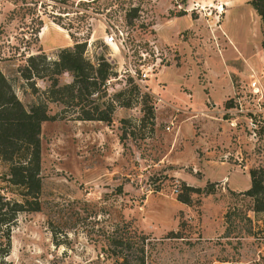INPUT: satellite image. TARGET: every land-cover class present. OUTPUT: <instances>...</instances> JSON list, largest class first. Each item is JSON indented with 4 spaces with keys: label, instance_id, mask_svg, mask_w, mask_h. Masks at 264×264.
<instances>
[{
    "label": "rangeland",
    "instance_id": "obj_1",
    "mask_svg": "<svg viewBox=\"0 0 264 264\" xmlns=\"http://www.w3.org/2000/svg\"><path fill=\"white\" fill-rule=\"evenodd\" d=\"M39 1L0 0V68L20 100L33 103L49 84L36 77L35 91L20 76L23 53L55 57L74 43L63 26L71 22L90 58L103 54L114 64L108 93L126 90L119 98L130 105H117L106 123L48 103L56 117L41 125V209L0 221V264H118L111 236L122 220L148 235L145 264H264V211L255 213L239 193L249 186V168L264 164V27L249 0L236 3L238 20L236 9L226 18L210 0ZM16 5L21 12L12 11ZM37 12L44 25L38 40L26 41ZM241 24L249 31L245 50L225 33ZM259 27L261 38L252 40ZM252 72L261 93L249 86ZM7 171L0 160V200L20 199V187L2 178ZM182 183L212 192L191 191L186 203L177 198ZM232 207L240 216L228 225ZM171 230L182 236H167Z\"/></svg>",
    "mask_w": 264,
    "mask_h": 264
},
{
    "label": "trees",
    "instance_id": "obj_2",
    "mask_svg": "<svg viewBox=\"0 0 264 264\" xmlns=\"http://www.w3.org/2000/svg\"><path fill=\"white\" fill-rule=\"evenodd\" d=\"M56 1L64 4H73L77 1L78 4L84 0ZM39 2L42 5L43 1ZM249 3L258 13L264 27V0H249ZM54 5L51 4V6ZM21 9H23L21 6L16 5L12 11L19 13ZM47 12L44 13L47 14ZM42 14L37 12L32 18L35 26L31 27L30 36L26 41L38 40L39 32L45 22ZM63 26L68 29V34L73 38L74 43L59 47L55 57L49 58L44 51H29L27 55L23 53L25 63L18 68L20 76L31 81L35 91L37 89L34 85V78H47L49 81L47 88L43 90V96H38L36 101L25 105L17 96L12 80L0 68V160L6 163L8 168V171L2 174V178L7 183L20 187L18 190L20 189L21 196L20 199L6 196L4 200H0V221L3 223H10L9 221L14 219L16 212L21 209H41L39 198L41 191V125L43 121L56 117V114L48 112L49 102L63 105L62 110L73 112L75 119L101 120L106 123L111 122L117 105H130L129 100L119 98L120 95L125 94L126 90H119L112 95L107 91V79L113 74L114 64L103 54H99L94 59L90 58L86 54L87 40L75 38L71 30V22ZM63 72L70 73L72 77L70 81H59V75ZM122 121L127 122L128 119L122 118ZM248 172L249 186L239 193L252 199V210L255 213L264 211V164L253 165ZM182 188L177 198L186 203L191 202L189 194L191 191L212 192V189L199 188L185 183H182ZM239 214L234 207L232 210H227L225 218L228 225L233 223L234 215ZM242 217L251 223V218L246 213ZM250 230L254 233L252 225ZM227 231L231 232L230 229ZM167 236L182 235L178 234V231L171 230ZM147 238L148 235L137 229L129 220L116 223L113 236H111L112 243L117 247L114 252L116 262L118 264H145ZM219 260L231 259L220 258Z\"/></svg>",
    "mask_w": 264,
    "mask_h": 264
},
{
    "label": "crops",
    "instance_id": "obj_3",
    "mask_svg": "<svg viewBox=\"0 0 264 264\" xmlns=\"http://www.w3.org/2000/svg\"><path fill=\"white\" fill-rule=\"evenodd\" d=\"M197 3H199L200 1H203V2H207L209 0H195ZM240 1V0H210V2H212V6H222L224 11H225V15H226V18H229L232 14V11L236 9V16L235 17L237 20L239 19V16L242 15L243 16V10L241 9V7L239 6H236V3ZM189 3H194L193 0H190ZM252 7V5L248 2L247 3V6L248 8L250 6ZM248 8L246 7L245 11L248 12ZM253 8V7H252ZM254 11H256L254 8H253ZM220 11V10H219ZM256 13V12H255ZM239 14V15H238ZM188 23V22H187ZM174 29V28H173ZM247 29V30H246ZM246 31L243 30L242 28V24H241V27H240V30L238 29V27L235 29V30H231V33L230 32H226V37H228V41L230 43H234V37L237 36V41H236V44H241V45H244L245 47H241L242 50H245L246 49V44L249 43V31H248V27L246 25ZM234 35V37H233ZM262 36V31L260 30V27H259V31L255 32L254 33V36H253V39L252 40H255V41H258ZM226 40V38H225ZM228 41L226 40V42L228 43ZM245 48V49H244ZM240 49V50H241ZM241 50V51H242ZM244 52V51H243ZM220 165L221 167L226 170V169H230L231 168V164H229L228 162L226 161H221L220 162ZM235 170V169H233ZM230 173H228V175L225 176V179L228 181V186L229 187H237V180L235 178H232V176L229 175ZM232 189H235V188H232ZM238 189H242L240 187H238Z\"/></svg>",
    "mask_w": 264,
    "mask_h": 264
},
{
    "label": "built area",
    "instance_id": "obj_4",
    "mask_svg": "<svg viewBox=\"0 0 264 264\" xmlns=\"http://www.w3.org/2000/svg\"><path fill=\"white\" fill-rule=\"evenodd\" d=\"M178 7H181L182 4L178 2L177 4ZM112 35H107L104 37V41L105 43L107 44H111L112 43ZM260 74H263L264 73V62L261 64L260 66ZM109 81V78L107 79V82ZM249 86L251 87V90L254 92V93H258L260 92L261 93V83H260V79L258 77L257 74H255L254 72L250 73L249 74ZM169 128V126H168Z\"/></svg>",
    "mask_w": 264,
    "mask_h": 264
},
{
    "label": "bare ground",
    "instance_id": "obj_5",
    "mask_svg": "<svg viewBox=\"0 0 264 264\" xmlns=\"http://www.w3.org/2000/svg\"><path fill=\"white\" fill-rule=\"evenodd\" d=\"M221 8H223L222 6L219 7V9L221 10Z\"/></svg>",
    "mask_w": 264,
    "mask_h": 264
}]
</instances>
